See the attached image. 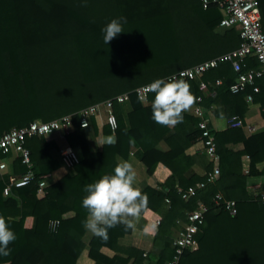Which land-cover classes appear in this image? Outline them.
I'll use <instances>...</instances> for the list:
<instances>
[{
	"label": "trees",
	"instance_id": "obj_1",
	"mask_svg": "<svg viewBox=\"0 0 264 264\" xmlns=\"http://www.w3.org/2000/svg\"><path fill=\"white\" fill-rule=\"evenodd\" d=\"M257 1L264 32V0ZM121 16L127 18L124 32L105 44L102 28ZM221 18L215 6L203 9L201 0H0V135L37 120L71 115L72 130L65 140L82 153V160L73 165V176L64 175L43 190L38 186L40 178L59 166L49 155L44 137L26 139L31 167L15 158L9 172L0 175V216L17 236L9 245L11 255L0 256V264H78L84 253L93 264H166L173 257L176 223L184 221L199 201L209 212L196 236L197 244L179 264H264V206L247 190L248 178L258 174L256 164L264 162V131L246 137L240 128L212 130L218 178L207 183L212 165L206 167L204 177L186 178L192 166L186 150L201 137L197 118L186 111L175 128L162 126L152 119L155 93L147 96L146 105L134 94L142 85L238 48L241 40L235 29L222 36L213 32ZM246 63L245 70L258 66L254 59ZM235 78L231 65L220 63L201 77L205 91L199 89L198 80L185 81L194 103L201 98L204 111L219 103L226 119L242 120L247 111L245 97L251 94L264 117V81H256L257 94L251 87L233 94L229 86ZM216 80L221 81L219 86L214 85ZM124 93H129L131 104L126 119L121 105L114 104L116 129L102 127L103 134L115 135L116 144H105L94 152L86 135L91 126L97 132L94 119L82 129L78 113ZM194 124L196 130L186 133ZM161 141L169 147L166 152L157 149ZM240 143V150L230 147ZM130 154L143 164L148 178L159 163L171 172L164 183L147 184L142 191L148 196L142 217L146 226H155L150 234L152 247L144 253L118 245L120 238L131 233L118 225L109 229L107 241L94 237L86 249L84 188L114 174L117 158ZM244 156L249 158L247 176L242 174ZM5 158L0 154V160ZM29 171L33 178L25 186L3 195L7 184ZM198 183L206 184L183 201L178 188L186 190ZM218 193L236 202V216L223 209L214 211L212 198ZM69 212L73 216L63 218ZM51 221H57L53 228ZM103 247L115 255H104Z\"/></svg>",
	"mask_w": 264,
	"mask_h": 264
},
{
	"label": "built area",
	"instance_id": "obj_2",
	"mask_svg": "<svg viewBox=\"0 0 264 264\" xmlns=\"http://www.w3.org/2000/svg\"><path fill=\"white\" fill-rule=\"evenodd\" d=\"M203 9L215 6L221 13L222 18L218 27L224 30L235 29L241 40L240 45L235 50L214 57L212 59L198 63L192 67L182 69L165 78L175 77L184 80H198L199 89L205 91L207 85L201 81L204 73L211 69H215L220 63H229L233 72L236 74L235 81L229 86V91L233 94L244 91L251 87L254 94L259 93V87L256 81H264V32L261 27V14L257 0H201ZM254 59L258 66L255 69H246V61ZM152 83V82H151ZM151 83L142 85L134 90L137 93L147 96L152 93L147 87ZM220 80H216L214 85L219 86ZM130 100L129 93H124L115 98L108 99L100 104L92 105L84 108L78 113L80 127L87 129L90 126L91 119H95L101 110H104L106 115V124L111 130H115L117 123L113 114V105H123ZM245 101L247 104L252 103V95H246ZM201 98H196V103L193 104L189 112L193 117L197 118V129L201 133L200 141L203 144L206 155L212 163V172L207 178V183L214 182L219 176L218 156L215 153L214 138L211 134V114L209 111H204L200 105ZM230 128H242L243 121L236 118L227 119ZM72 128V116H64L49 122L34 121L27 126L12 128L8 132L0 135V154L6 156L4 160H0L1 175L7 174V161L12 158H19L21 164L27 168L31 167L29 150L25 147V141L31 137H46L57 131L63 130L66 133ZM60 161L67 166L73 167L77 163V158L70 148L59 150ZM33 178V173L29 171L24 176L19 177L7 184L3 189V195L9 196L13 188L25 186ZM206 183H198L195 187H188L186 190L178 188L180 197L187 202L194 197L198 189H202ZM40 189H45L49 185L46 182V176H42L38 182ZM264 206V191L260 187L254 191L252 196ZM168 202V200H166ZM212 204L215 206L214 211L223 209L231 217L237 215V204L234 200H226L218 193L212 198ZM209 212V208L203 202L197 203V208L186 214L184 221H178L177 227L173 229L172 249L173 257L166 264H179L185 252L190 250L197 244V234L200 232L204 224V217ZM159 221L157 222V224ZM57 221H51L50 227L53 228Z\"/></svg>",
	"mask_w": 264,
	"mask_h": 264
},
{
	"label": "clouds",
	"instance_id": "obj_3",
	"mask_svg": "<svg viewBox=\"0 0 264 264\" xmlns=\"http://www.w3.org/2000/svg\"><path fill=\"white\" fill-rule=\"evenodd\" d=\"M126 17L113 18L102 28L105 44L112 41L118 34L124 32ZM155 93L152 101V119L162 126L175 128L184 120L183 113L190 111L195 98L190 91V85L184 79L169 77L156 79L147 86ZM138 102L143 104L145 96L137 93ZM115 135H110L100 142L115 145ZM119 159V158H118ZM137 172L133 164L127 160H119L114 174L104 175L94 183L85 186L87 195L82 200V206L87 210V218L83 223L86 231L93 236L107 241L109 229L123 225L125 230L135 231L144 212L148 207V196L136 186ZM155 226H145V234H154ZM17 236L9 228L4 216H0V256L8 257L12 249L10 243Z\"/></svg>",
	"mask_w": 264,
	"mask_h": 264
},
{
	"label": "crops",
	"instance_id": "obj_4",
	"mask_svg": "<svg viewBox=\"0 0 264 264\" xmlns=\"http://www.w3.org/2000/svg\"><path fill=\"white\" fill-rule=\"evenodd\" d=\"M226 31L228 30H224L217 26L213 32L219 36H222ZM144 104L146 105L148 104V102H145ZM120 108H121L122 116L126 119L127 114L131 111V104L129 102L124 103L123 105L120 106ZM209 112L211 114L210 120H211L212 129L215 132L223 131L229 127L227 123V119L224 116V108L221 104L219 103L214 104ZM261 112H262V108L259 102H252L251 104H247V111L244 115V118L242 119L243 127L240 128L242 129V132L246 137L264 131V117L262 116ZM105 118H106L105 112L104 110H101L98 116L93 120L97 132L94 131L93 126H91L86 131L89 146L94 152L100 151L102 147L100 146V142L103 141L106 137L110 136L102 133V127L106 125ZM71 130L72 128L67 133L63 130H60L51 135L44 137L45 141L49 144V155L58 163L59 166L58 169L55 170L54 172L44 175L46 176V182L48 183L49 186L54 184L58 179H60L64 175L73 176L75 174L73 167L67 166L66 164L60 161V156H59L60 149L70 148V150L73 151V153L77 158V163L82 160V153L80 149L78 147L75 148L69 147L65 140L66 134L71 132ZM195 130H196V125L194 124L193 126H188L185 132L189 133ZM230 147H232L234 150H240L242 148V145L240 143L237 145H230ZM157 149L162 152H166L169 149V147L164 141H161L160 143H158ZM186 155H188L192 159V166L185 173L184 176L186 178L204 177L206 175V167L208 165H212V163L210 162L208 156L206 155L201 141H197L190 148H188L186 150ZM118 158H117V163L119 162V160H127L133 164L137 172L136 186L139 187L141 191L144 190L147 184H150L151 186L155 187L156 182L164 183L171 176V172L164 165L159 163L154 170L153 177L148 178L145 167L132 154H130L125 159L121 157ZM12 161H13L12 158L8 159L7 161V166H8L7 173L9 172V166ZM255 168L258 174L255 176H250L247 180V190L251 196H253L257 186L260 187L261 191H264V162H260L256 164ZM248 172H249V158L247 156H244L242 157V174L247 176ZM72 216L73 213L69 212L66 215H64L63 218H69ZM145 226H146V220L141 216V219L137 225L136 230L135 231L131 230L130 234H127L124 237L120 238L118 240V245L123 247H133L143 251L144 253L149 252L152 247V236L150 234L144 233ZM94 237L95 236H93L90 232L86 231L85 229L84 235L82 237V241L86 245V249H88L89 243ZM101 253H103L108 257H112L115 255L114 251L106 247H103L101 249ZM82 256L83 257L79 260L78 264H93V262L87 257L86 253H84ZM128 264H131V261Z\"/></svg>",
	"mask_w": 264,
	"mask_h": 264
}]
</instances>
